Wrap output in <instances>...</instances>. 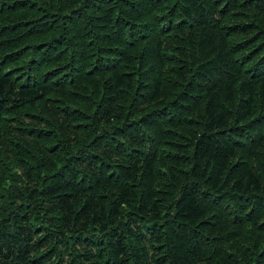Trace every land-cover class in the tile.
<instances>
[{
    "label": "trees",
    "instance_id": "1",
    "mask_svg": "<svg viewBox=\"0 0 264 264\" xmlns=\"http://www.w3.org/2000/svg\"><path fill=\"white\" fill-rule=\"evenodd\" d=\"M0 264H264V0H0Z\"/></svg>",
    "mask_w": 264,
    "mask_h": 264
}]
</instances>
